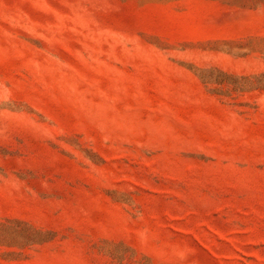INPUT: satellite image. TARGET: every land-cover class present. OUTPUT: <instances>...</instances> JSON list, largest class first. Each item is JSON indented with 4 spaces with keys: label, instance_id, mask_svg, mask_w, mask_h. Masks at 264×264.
<instances>
[{
    "label": "rangeland",
    "instance_id": "374dc122",
    "mask_svg": "<svg viewBox=\"0 0 264 264\" xmlns=\"http://www.w3.org/2000/svg\"><path fill=\"white\" fill-rule=\"evenodd\" d=\"M0 264H264V0H0Z\"/></svg>",
    "mask_w": 264,
    "mask_h": 264
}]
</instances>
